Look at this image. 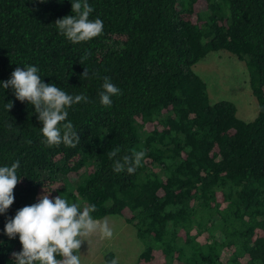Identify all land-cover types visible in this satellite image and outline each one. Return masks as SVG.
<instances>
[{"label":"trees","instance_id":"1","mask_svg":"<svg viewBox=\"0 0 264 264\" xmlns=\"http://www.w3.org/2000/svg\"><path fill=\"white\" fill-rule=\"evenodd\" d=\"M88 3L103 34L73 44L54 23L73 14L71 0H0V82L36 66L43 82L88 97L68 109L77 147L49 148L33 106L0 85V166L19 161L21 177L0 214V264H16L22 249L5 223L44 192L132 225L142 242L133 264H264V0ZM217 50L244 60L250 121L228 100L209 102L191 70ZM105 77L121 90L108 108ZM141 150L134 174L113 171L114 159ZM114 258L107 251L100 264Z\"/></svg>","mask_w":264,"mask_h":264},{"label":"clouds","instance_id":"2","mask_svg":"<svg viewBox=\"0 0 264 264\" xmlns=\"http://www.w3.org/2000/svg\"><path fill=\"white\" fill-rule=\"evenodd\" d=\"M93 11L88 0H71L73 14L54 22L59 34L73 44L88 42L102 35L103 21L89 18ZM38 73L36 66L17 67L11 73V78L0 82V85L4 89H12L20 102L33 106L37 119L42 123L40 132L46 147H59L61 144L68 148L77 147L80 137L73 123L67 120L68 109L88 102V97L84 94L70 95L54 83L43 82ZM82 76L88 77L86 69ZM102 89L99 93L100 104L111 107L112 97L119 96L121 90L108 77L104 78ZM12 107L11 101L5 104L7 111ZM117 155L118 150H114L110 158ZM145 155L141 150L134 152L131 157L114 159L113 171H126L132 175L142 165ZM19 166V161L13 162L11 166H0V214L14 203V189L21 180L17 175ZM95 210L94 204L81 207L60 195L49 198V193L45 192L38 202L19 209L4 225V233L9 239L18 235L22 246L20 252L12 254L16 264H81L79 254L82 242L93 235H99L102 239L113 236L107 221L93 218ZM109 264H118V260L114 258Z\"/></svg>","mask_w":264,"mask_h":264},{"label":"rangeland","instance_id":"3","mask_svg":"<svg viewBox=\"0 0 264 264\" xmlns=\"http://www.w3.org/2000/svg\"><path fill=\"white\" fill-rule=\"evenodd\" d=\"M191 70L204 81L209 102L222 99L232 102L236 116L243 121H250L255 116L257 103L248 86L243 59L226 50L211 51L195 62ZM80 205L85 206L84 202ZM98 220L107 221L113 236L102 239L93 235L82 242L79 254L81 264H100L107 251L113 252L119 263L133 264L142 250V242L136 237L133 226L116 215Z\"/></svg>","mask_w":264,"mask_h":264}]
</instances>
